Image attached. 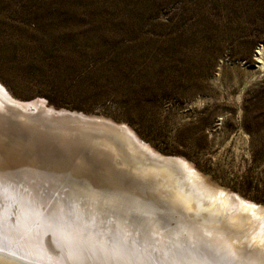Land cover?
Returning a JSON list of instances; mask_svg holds the SVG:
<instances>
[{"label": "rangeland", "instance_id": "374dc122", "mask_svg": "<svg viewBox=\"0 0 264 264\" xmlns=\"http://www.w3.org/2000/svg\"><path fill=\"white\" fill-rule=\"evenodd\" d=\"M0 90L19 103L42 100L127 125L156 152L185 159L209 186L264 206V0H0ZM5 108L1 132L18 131ZM105 135L113 142L101 146L102 158L132 165L119 144L127 137ZM179 185L198 213L205 202L222 210L223 224L249 242L244 258L264 264L263 215L229 217L227 200ZM171 200L160 202L169 225Z\"/></svg>", "mask_w": 264, "mask_h": 264}, {"label": "bare ground", "instance_id": "6f19581e", "mask_svg": "<svg viewBox=\"0 0 264 264\" xmlns=\"http://www.w3.org/2000/svg\"><path fill=\"white\" fill-rule=\"evenodd\" d=\"M0 94L9 99L1 90ZM44 108L53 110L43 104ZM54 110L59 113V109ZM31 123L26 126L17 123L18 131L13 133L7 125L9 129H3L10 134L0 135V264H250L249 261L254 260L244 258L245 245L249 242L244 245L231 232L233 230L223 224L222 210L212 208L213 202L212 207L205 202L206 205L198 207L201 209L198 213L192 207L191 195L186 198L183 186L171 179L176 171L165 167L167 177L157 166L147 164L149 153L139 148L133 139L126 144L119 143L132 160V165L125 167L120 160L110 159L111 155L115 156L112 153H107L108 158H102L101 154L105 152L102 147L112 141L105 135L108 132L102 136L90 132L71 133L66 129L57 131ZM27 126L30 131L23 132ZM29 134H33L42 147L60 145L67 155L88 144L97 169L107 172L111 180L107 183L95 180L93 177L98 178L95 170L90 174L91 181L80 182L73 177L69 182L52 170L54 168L39 164L36 156L30 153L31 145L23 146L14 141L15 135ZM183 160L179 161L189 173L203 181V187L199 184L201 189L212 192L211 196L215 194L217 199L227 200L223 214L253 220L264 218V206L239 197V201H233L231 193L209 186L199 170ZM81 163L83 168L88 166L85 160ZM116 168L124 171L127 186L116 181ZM131 183L140 185L141 189L133 190L134 197L129 201L123 195ZM145 187L152 194L144 192ZM166 197H171L174 204L167 207L168 211L177 214L173 225L168 224V217L161 215L160 202ZM234 206L238 207L235 211ZM237 221L241 220L236 218ZM261 248L259 251L263 250Z\"/></svg>", "mask_w": 264, "mask_h": 264}, {"label": "water", "instance_id": "95a60500", "mask_svg": "<svg viewBox=\"0 0 264 264\" xmlns=\"http://www.w3.org/2000/svg\"><path fill=\"white\" fill-rule=\"evenodd\" d=\"M0 100H1L0 101L1 104L5 105L6 107H8L9 110L13 112L14 117L16 121H18L19 125L24 124V120L20 118L21 117L20 114H22L28 117L32 123H39L41 125L44 123L43 124L44 127L48 129H55L57 131L70 128L71 130H75L78 133H82V134H87L89 132L93 134H100V132H106V131L113 132L118 136L127 137V142L133 139L132 141H134V143H136V145L139 148L143 150L146 149L147 152L149 153L146 156V161H147L146 163L149 165L157 166L160 169V171L166 174L167 177H169V175L165 171V167L171 170H175L177 174L171 178L175 184L183 183L186 181L193 188H197L198 186L200 187L199 184L203 182L197 179L196 177H194L192 174H190L189 170L186 169V166H184V164L179 161V160H183V158L177 156L162 155L159 152H155L152 147H150L152 149H149L147 147L148 145H145V143L142 142L137 137V135L134 132H132L128 127L122 124H117L110 119H106L98 116H92V115H85L79 112H71L65 109L64 110L59 109L60 110V111L58 110L59 113L55 112L54 110L55 108H53V110L44 108L45 110H43V104L46 105V103L42 100H37L31 105H28V104L19 103L17 101H13L10 98L9 99L4 98L2 94H0ZM53 124L55 126L56 125L60 126L59 127L60 129L54 128L55 126H53ZM17 135L13 137V138H17L14 139V141H17L16 143L22 144L23 146H25V144L31 145L32 148L30 149V153L36 156L39 164L43 165L45 168L48 167L54 168L52 170L63 175L62 177L67 178L69 182L71 181V179H73V177H75L74 178L75 180L80 182L88 181L90 180V174H93L92 172L95 170H97L96 173L98 174V178L93 177L95 180L102 183H107L108 180H111L107 172H104L102 170L99 171V169H97L98 166L96 165V162H94L93 160L94 154L92 153L91 147L88 144H83L77 149V151H73L72 153L75 154V155L72 154L73 156L71 155V153L65 156L64 152L61 150L62 148L56 145L57 154L64 156L63 160L60 161L58 157L51 155L52 147L45 145H43V147L40 146L39 142L36 140V137L33 134L32 135L29 134V136L21 135L22 137H18ZM55 142H57V140L54 141V143ZM65 146L66 144H64V147ZM46 156H49V159ZM83 160L88 162L87 167L84 168L82 167L83 164L81 162H83ZM118 160L120 159L118 158ZM119 162H121V160ZM137 162H138V158H137ZM51 164H53V167L51 166ZM122 172L124 171L122 170L120 171L119 169L116 168L114 172V174L117 173L116 181L122 182V184L126 185L128 181L125 180V177L122 174ZM187 176L190 177V179H186ZM139 184L143 188V184L142 183ZM140 185L136 183H131V185H128L129 190L125 192L126 194L123 193L125 194L123 196L129 199V201H132V197H134V194L132 192L133 190L141 189ZM147 191L148 189L145 187L144 192L149 193V191L148 192ZM190 195L194 197L191 191H190ZM230 197L231 199H233V201H237V200L239 201L238 196L234 194H230Z\"/></svg>", "mask_w": 264, "mask_h": 264}, {"label": "trees", "instance_id": "16d2710c", "mask_svg": "<svg viewBox=\"0 0 264 264\" xmlns=\"http://www.w3.org/2000/svg\"><path fill=\"white\" fill-rule=\"evenodd\" d=\"M244 114L246 116V111ZM243 126H244L245 131H247L251 135V139H252L254 136V131H255L254 127L251 124H248L246 120L243 121ZM252 143H254V139L251 140V144ZM256 159H258V157L256 153H253V160H256Z\"/></svg>", "mask_w": 264, "mask_h": 264}]
</instances>
